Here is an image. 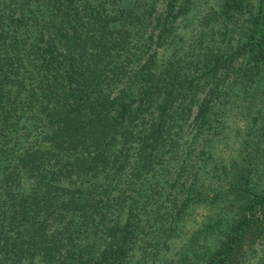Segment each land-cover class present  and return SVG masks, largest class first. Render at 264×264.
I'll use <instances>...</instances> for the list:
<instances>
[{
    "label": "trees",
    "instance_id": "16d2710c",
    "mask_svg": "<svg viewBox=\"0 0 264 264\" xmlns=\"http://www.w3.org/2000/svg\"><path fill=\"white\" fill-rule=\"evenodd\" d=\"M261 239L264 0H0V264Z\"/></svg>",
    "mask_w": 264,
    "mask_h": 264
},
{
    "label": "rangeland",
    "instance_id": "374dc122",
    "mask_svg": "<svg viewBox=\"0 0 264 264\" xmlns=\"http://www.w3.org/2000/svg\"><path fill=\"white\" fill-rule=\"evenodd\" d=\"M203 209L204 207H200V217L204 213ZM259 241L261 245H259L258 247V252L251 254V258H247L244 261H241V264H264V239H261Z\"/></svg>",
    "mask_w": 264,
    "mask_h": 264
}]
</instances>
